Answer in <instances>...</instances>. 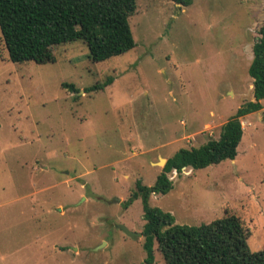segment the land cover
<instances>
[{"label": "rangeland", "instance_id": "374dc122", "mask_svg": "<svg viewBox=\"0 0 264 264\" xmlns=\"http://www.w3.org/2000/svg\"><path fill=\"white\" fill-rule=\"evenodd\" d=\"M263 17L264 0H136L135 47L104 61L74 40L49 61L11 62L0 35V264H140L143 236L117 225L141 232V202L123 201L137 180L153 184L160 159L217 139L253 100L247 69ZM261 105L240 118L233 160L168 173L172 188L150 205L175 224L234 214L249 249H263Z\"/></svg>", "mask_w": 264, "mask_h": 264}, {"label": "trees", "instance_id": "16d2710c", "mask_svg": "<svg viewBox=\"0 0 264 264\" xmlns=\"http://www.w3.org/2000/svg\"><path fill=\"white\" fill-rule=\"evenodd\" d=\"M188 6L192 0H172ZM136 0H0V35L11 62L53 59L51 48L82 41L91 61H104L135 47L129 17ZM259 38L252 46L248 75L252 78L253 100L238 107L220 128L217 139H208L199 147L180 148L167 158L152 185L137 180L124 208L135 199L142 207L144 224L140 264H152L153 244L164 264H264V248L251 251L248 230L239 217L227 214L200 225L175 224L169 212L151 206L150 196L166 194L172 188L168 173L183 168H204L223 160H233L241 141L240 118L262 108L264 99V17ZM112 77L85 89L102 90ZM63 87L74 89L72 84Z\"/></svg>", "mask_w": 264, "mask_h": 264}, {"label": "water", "instance_id": "95a60500", "mask_svg": "<svg viewBox=\"0 0 264 264\" xmlns=\"http://www.w3.org/2000/svg\"><path fill=\"white\" fill-rule=\"evenodd\" d=\"M178 5V4H177ZM163 161V163H165V161L166 160H164V159H160V161ZM117 227H119V228H121L123 231H124V233L126 234V235H128L129 237H131V238H135V237H137V236H141L142 234H141V232H132V231H129L128 229H126L124 226H122V225H117Z\"/></svg>", "mask_w": 264, "mask_h": 264}, {"label": "bare ground", "instance_id": "6f19581e", "mask_svg": "<svg viewBox=\"0 0 264 264\" xmlns=\"http://www.w3.org/2000/svg\"><path fill=\"white\" fill-rule=\"evenodd\" d=\"M160 162H162L163 163V161L161 160Z\"/></svg>", "mask_w": 264, "mask_h": 264}]
</instances>
